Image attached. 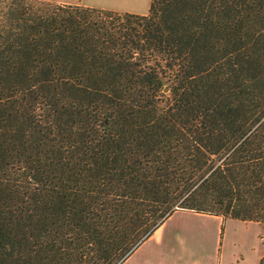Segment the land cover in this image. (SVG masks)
I'll use <instances>...</instances> for the list:
<instances>
[{"label":"trees","instance_id":"trees-1","mask_svg":"<svg viewBox=\"0 0 264 264\" xmlns=\"http://www.w3.org/2000/svg\"><path fill=\"white\" fill-rule=\"evenodd\" d=\"M177 210L264 225V0H0V264H121Z\"/></svg>","mask_w":264,"mask_h":264},{"label":"crops","instance_id":"crops-1","mask_svg":"<svg viewBox=\"0 0 264 264\" xmlns=\"http://www.w3.org/2000/svg\"><path fill=\"white\" fill-rule=\"evenodd\" d=\"M57 4L83 5L90 8L113 11L117 13H130L135 15H148L152 0H40ZM207 222L204 240L207 242L206 251L208 261L205 264H243L245 259L240 253L234 252L232 258L226 259L225 242L229 237V226L236 224H256L236 219L224 220L221 217L200 214L188 210H177L153 235L143 241L139 247L121 264H204L198 260L193 251H196V236L186 233L187 226L192 222ZM224 231L222 232V227ZM264 230V229H263ZM237 232V230H235ZM189 232V231H188ZM263 232L257 238L263 240ZM236 246V245H234ZM202 254V253H201ZM204 256V255H203ZM263 257L260 253L258 263Z\"/></svg>","mask_w":264,"mask_h":264},{"label":"rangeland","instance_id":"rangeland-1","mask_svg":"<svg viewBox=\"0 0 264 264\" xmlns=\"http://www.w3.org/2000/svg\"><path fill=\"white\" fill-rule=\"evenodd\" d=\"M262 226L264 229V225ZM206 229H208L207 222L200 223L198 221H195L192 222L190 226H187V231H186V233H190V235L192 234L191 238H193L194 236L198 237V239L196 238L197 240L196 245L197 246L200 245V246L196 247L198 249H196V251H193V253L195 254L194 257L196 256L198 260L204 264L208 261L206 251L204 254V250L206 249L207 242L204 240L205 234L203 233L205 232ZM263 229L262 227L256 224H249V225L236 224V223H233L232 225L230 224L228 230L229 237L224 245V248L227 251L226 259L232 258L234 252L236 253L240 252L245 259L243 264H257L260 253L263 254L264 256V239L261 240L260 238H257L260 232H263L262 237L264 238ZM235 230H237V232ZM240 253H238V255Z\"/></svg>","mask_w":264,"mask_h":264}]
</instances>
